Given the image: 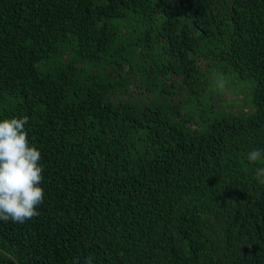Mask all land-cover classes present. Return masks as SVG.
Wrapping results in <instances>:
<instances>
[{
    "label": "trees",
    "instance_id": "obj_1",
    "mask_svg": "<svg viewBox=\"0 0 264 264\" xmlns=\"http://www.w3.org/2000/svg\"><path fill=\"white\" fill-rule=\"evenodd\" d=\"M24 116L44 201L0 264H264V0H0Z\"/></svg>",
    "mask_w": 264,
    "mask_h": 264
},
{
    "label": "clouds",
    "instance_id": "obj_2",
    "mask_svg": "<svg viewBox=\"0 0 264 264\" xmlns=\"http://www.w3.org/2000/svg\"><path fill=\"white\" fill-rule=\"evenodd\" d=\"M224 77L216 78L223 90ZM28 117L0 120V220L24 223L40 215L37 208L44 201L43 167L40 151L27 139ZM247 159L254 163L264 159V150H252ZM255 179L264 184V168L257 169ZM86 264H92L89 257Z\"/></svg>",
    "mask_w": 264,
    "mask_h": 264
},
{
    "label": "rangeland",
    "instance_id": "obj_3",
    "mask_svg": "<svg viewBox=\"0 0 264 264\" xmlns=\"http://www.w3.org/2000/svg\"><path fill=\"white\" fill-rule=\"evenodd\" d=\"M240 87V88H239ZM237 86L236 88H233L232 90H228L227 91V95H226V98H225V102H227L229 105H231V103L233 101H237V106L240 104V102L244 101V100H238L237 98L239 96H245L246 98H249L250 96V93H251V89L246 86V85H240V86ZM241 106V104H240Z\"/></svg>",
    "mask_w": 264,
    "mask_h": 264
}]
</instances>
